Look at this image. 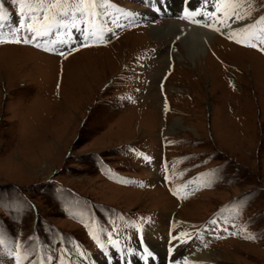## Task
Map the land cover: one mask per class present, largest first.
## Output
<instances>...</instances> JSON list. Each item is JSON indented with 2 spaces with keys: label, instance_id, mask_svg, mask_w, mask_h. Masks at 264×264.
Returning a JSON list of instances; mask_svg holds the SVG:
<instances>
[{
  "label": "rangeland",
  "instance_id": "374dc122",
  "mask_svg": "<svg viewBox=\"0 0 264 264\" xmlns=\"http://www.w3.org/2000/svg\"><path fill=\"white\" fill-rule=\"evenodd\" d=\"M145 1L181 16L210 12L214 2L110 0L106 15L82 18L100 20L108 41L57 49L67 58L0 45V264H76L81 252L98 264L107 258L96 240L108 253L115 235L135 230L145 249L119 264H264V44L253 38L257 47H248L242 35L238 44L203 26V15L176 17L192 27L164 35L153 26L167 27L170 14L121 30L111 19L124 14L113 5L133 11ZM250 2L237 31L264 15V0ZM0 8L23 20L16 0H0ZM197 30L213 33L191 59L185 42H198ZM53 41L61 47L59 36L42 43ZM182 233L183 244L173 239ZM160 240L195 253L180 260ZM24 250L31 256L20 260Z\"/></svg>",
  "mask_w": 264,
  "mask_h": 264
},
{
  "label": "snow or ice",
  "instance_id": "6c2138e0",
  "mask_svg": "<svg viewBox=\"0 0 264 264\" xmlns=\"http://www.w3.org/2000/svg\"><path fill=\"white\" fill-rule=\"evenodd\" d=\"M19 5V15L23 17L17 25H10V16L3 8H0V45L3 44H24L33 45L41 48L45 52H52L54 54L67 58L64 51H57L53 41L52 47L45 46L46 37L59 36V30L69 27L78 29L83 34V41L81 47H86L88 44L86 41L89 37H97L96 31H89L87 27V21L82 20L84 17L91 16L98 18L101 15L107 14V7L110 6V0H55L53 3H45V0H16ZM204 4L207 6L209 0H204ZM212 11H205L203 13L193 11L191 16L203 15L204 20L207 21L203 24L205 27H211L214 31L221 32V34H227L228 38L234 39L236 43H242V40L237 38L243 36L245 40L249 41L246 46L256 48L257 44L252 42L253 38L259 40L261 44H264V15L259 16L254 23L245 24L239 31L232 27L233 23H238L247 20L251 16L252 4L250 0L247 3V12H242L241 9L245 7V0H214L211 4ZM55 10V11H53ZM27 13V14H26ZM127 15H133L131 12ZM187 18V17H181ZM78 21L84 22L85 27L78 28ZM195 23H201V21H193ZM223 29H229L227 33L223 32ZM27 32V35H20L22 32ZM67 35V33H65ZM61 43H67V41H61ZM77 48H71L68 50V54L72 51H77ZM264 51V48L260 49ZM167 110V105H165ZM143 155V154H138ZM149 160V157H144ZM167 179V177H166ZM187 186L186 184L184 185ZM179 189L173 191V195H178ZM215 223V221H212ZM234 234V233H233ZM111 235V234H109ZM186 233H182L179 236L173 237L174 240L184 242ZM248 239H256L255 236H248ZM0 243L3 240L0 239ZM17 253H13L14 258L17 257ZM67 255V252L65 253ZM148 255H151L149 252ZM31 253L28 250H24L20 254L19 259H29ZM53 257H43L40 259H29V264H49ZM56 259H59L57 257ZM19 264V260L17 261ZM188 264V261H185Z\"/></svg>",
  "mask_w": 264,
  "mask_h": 264
},
{
  "label": "bare ground",
  "instance_id": "6f19581e",
  "mask_svg": "<svg viewBox=\"0 0 264 264\" xmlns=\"http://www.w3.org/2000/svg\"><path fill=\"white\" fill-rule=\"evenodd\" d=\"M174 15H176V16H174ZM174 15H172V20L170 21V23H168L167 27L164 28V27H159L157 25H154L153 26L154 32L157 33V34H163L164 35V33L166 34V33L174 32L175 29L177 30V25L184 26V27H189V28L192 27L189 24H182L179 20H177V18H176L177 17V14L174 13ZM237 24H239V22L238 23H233L232 26H236ZM193 29H197V28L196 27L195 28H192V30L190 31V34L191 35L193 34ZM93 31H95V30H93ZM202 31L201 32H198V30L196 31V33L198 35H195V38H196V40L198 42L195 43L194 42L195 40H190L188 42H185L186 43L187 50H188V56L191 59H192L193 56H195L196 54H198V52H201V53H204L205 52V49H204L205 47H203V44H204L205 40H207L211 36V34L213 33V32L211 33L210 30H202ZM200 34H201V36H199ZM185 39L187 41L189 38L188 39L185 38ZM174 51H176V50H174ZM177 56H178V54H177ZM179 58L182 59V56H180ZM177 122H180V121H177ZM155 240H158V236L156 237ZM159 242H163V244H162L163 245V248L162 249H164L165 246L168 247L169 248L168 251L171 252V254L173 255V257H176V258H179V259L181 258L180 260H183L184 258H188L189 259V256L188 255L189 254H192L193 255L195 253L194 252V248H191L190 244H187V243L184 244V245H180V244L168 245V244L171 243V240H168V241L160 240ZM183 243L184 242H181V244H183ZM179 246L181 248H185L186 252H179V251L177 252V249L179 248ZM209 254H210L209 252H206L205 254H201V255H200V253H196V255L202 256L201 258L203 259V261L209 259ZM98 264H103V263L101 262V263H98ZM189 264H193V263L190 261Z\"/></svg>",
  "mask_w": 264,
  "mask_h": 264
}]
</instances>
